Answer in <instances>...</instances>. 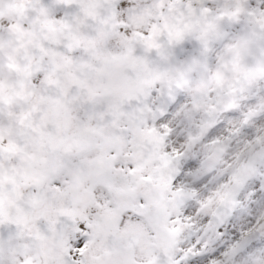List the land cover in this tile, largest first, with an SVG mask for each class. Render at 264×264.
I'll use <instances>...</instances> for the list:
<instances>
[{
	"label": "snow or ice",
	"instance_id": "obj_1",
	"mask_svg": "<svg viewBox=\"0 0 264 264\" xmlns=\"http://www.w3.org/2000/svg\"><path fill=\"white\" fill-rule=\"evenodd\" d=\"M0 264H264V0H0Z\"/></svg>",
	"mask_w": 264,
	"mask_h": 264
}]
</instances>
